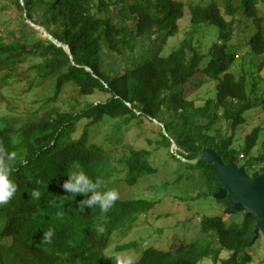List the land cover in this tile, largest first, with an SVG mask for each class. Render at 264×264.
Returning a JSON list of instances; mask_svg holds the SVG:
<instances>
[{
  "label": "trees",
  "instance_id": "16d2710c",
  "mask_svg": "<svg viewBox=\"0 0 264 264\" xmlns=\"http://www.w3.org/2000/svg\"><path fill=\"white\" fill-rule=\"evenodd\" d=\"M5 1L0 0L1 12ZM10 1L22 21L0 31V145L17 152L12 178L18 188L0 206V264H117L118 256L128 255L122 254L125 250L137 255L136 264H249L257 221L252 213L244 212L241 221L232 222L221 214L204 215L201 235L190 241L180 238L161 246L131 237L113 244L115 232L123 235L137 218L152 217L160 198H119L102 214L98 206L82 207L84 195L67 193L61 185L74 161L91 178H104L109 187L116 181L136 185L141 177L155 174L159 165L151 158L153 150L134 148L121 139L123 127L143 117L163 124L157 145L171 147L174 141L177 149L171 147L167 154L182 166L201 170L206 189L195 196H213L221 187L205 157L196 162L181 158L194 159L204 147L213 148L224 163L239 165L246 156L239 166L251 176L264 174V166L253 170L255 162L264 160L263 150L252 151L259 144L261 126L246 134L241 147L233 146L245 111L264 109V99L251 97L246 75L236 77L231 70L244 44L248 51L264 54V0ZM186 7L191 34L162 54L178 33ZM239 15L252 26L246 21L234 41ZM27 19L66 43L71 56L38 35ZM206 25L213 30L202 51L194 35ZM198 72L207 76L205 81L215 82L214 97L201 105L183 95L184 85L194 83ZM44 81L50 82L43 86L47 94L36 104L23 106L5 93L19 99ZM19 85L22 88L13 91ZM70 88L82 98L97 92L106 98L77 107L76 101L62 98ZM219 113L228 120V135L211 128ZM108 120L113 127L104 138L92 139L93 127ZM260 144L264 147V137ZM33 189L41 192L38 200L31 196ZM215 199L223 204L229 200ZM99 224H104L103 233L96 231ZM49 228L54 232L51 243L43 238ZM162 232L157 229L156 234Z\"/></svg>",
  "mask_w": 264,
  "mask_h": 264
},
{
  "label": "rangeland",
  "instance_id": "374dc122",
  "mask_svg": "<svg viewBox=\"0 0 264 264\" xmlns=\"http://www.w3.org/2000/svg\"><path fill=\"white\" fill-rule=\"evenodd\" d=\"M185 1L188 3L190 1L198 2L200 0ZM3 3L6 4L7 7L4 10L5 12L0 11V31L4 30V32H6V29L15 28L20 25L22 17L19 15L14 2L6 0ZM246 21L251 27L252 24L250 21L239 15L235 23L236 34H234V41L238 39L236 35L238 32H241V28H243V24ZM249 25L248 28H250ZM189 27L190 10L189 7H186L183 17L179 20L178 33L169 38L168 42L163 47L162 54H167L184 36L191 34L187 33ZM38 30V35L45 36L42 30L39 28ZM207 30H209L208 33L206 32ZM212 30V27L206 25L204 30L195 31L194 43L200 50H206V47L210 44ZM248 35L247 30L244 36L245 40L248 38ZM231 70L236 77L241 73L246 75L249 85L248 92L251 97L264 99V54H256L252 51H248L247 45L244 44L238 49L237 57ZM206 78L207 76L203 72L195 74L193 76L195 82H187L184 85L183 95L185 98L193 100L197 105H201L207 98L214 97L215 82L205 81ZM251 82H254V92L250 91ZM49 83V81L42 82L35 90L24 93L19 99H16L9 92L5 93L7 97L13 98L23 106L32 105L36 102V99L47 94L43 86L49 85ZM21 88L22 85H19L14 87L13 91L16 92V90H20ZM63 94V99L67 100L70 98L76 101L77 107H81L83 103L88 101L97 102L106 98V94L101 92L82 98L78 95L76 90L71 88L67 89ZM244 114L246 121L236 128L233 146L235 145L236 148L241 147L246 134L250 133L254 127L261 126L262 131L258 142L259 144H256L252 151L254 154H257L259 150H263L264 152V147L260 144L264 137V109L262 107H255L245 111ZM130 121L131 122L123 127L124 132L122 133L121 139L134 148L153 150L151 158L159 165V169L155 174L141 177L136 185L129 186L123 181H116L113 183V188H116L120 192V198L153 197L160 198V202L157 203L156 209L154 210L155 213L152 214V217L137 218L133 226L123 235L119 234L118 231L115 232V241L113 244L117 242V239L125 241L131 237L140 240L145 238L149 243L157 241L156 244H161V246H167V243H171L172 240L178 242L180 238H184L187 241L194 240L201 235L199 227L200 218L204 215L221 214L227 222L242 220L244 211L229 213L227 211L228 204L219 202L215 199L216 197L214 195L195 196L198 191L206 189V180L199 168L191 169L182 166L167 154V151L171 149V147H166L164 144L157 145L155 143V140L160 138L159 134L163 124L148 117H143L141 122L139 119H132ZM112 127L113 122L109 120L94 126L91 135L92 139L104 138L105 131ZM211 128L214 131L217 130L226 135L231 133L228 120L225 119L221 113H219V118L212 123ZM175 149H177V147L174 146V150ZM241 159V162L247 161L246 156H243ZM241 162L238 164L240 165ZM262 166H264V160L255 162L253 164V170H257ZM178 176H180V178ZM157 229H163V232L158 235L156 234ZM250 251L253 253V258L249 264H264V234L261 231L258 232L257 236L253 237ZM121 252L129 256H137L131 250ZM202 264L213 263L211 260H207Z\"/></svg>",
  "mask_w": 264,
  "mask_h": 264
},
{
  "label": "clouds",
  "instance_id": "9594fccd",
  "mask_svg": "<svg viewBox=\"0 0 264 264\" xmlns=\"http://www.w3.org/2000/svg\"><path fill=\"white\" fill-rule=\"evenodd\" d=\"M17 159L16 151H9L0 145V206L7 204L17 192L18 185L12 178ZM61 186L67 193L83 194L84 199L80 201V205L90 208L98 206L102 214L109 212L120 198V192L116 188L109 187L108 182L102 177L91 178L76 161L73 162L72 170L68 172V178ZM31 196L38 200L41 192L38 189H33ZM104 219L106 221L107 217L105 216ZM96 231L103 233L105 231L104 224H99ZM53 234L51 228L44 231V240L51 243ZM117 264H136V258L129 255L118 256Z\"/></svg>",
  "mask_w": 264,
  "mask_h": 264
},
{
  "label": "water",
  "instance_id": "95a60500",
  "mask_svg": "<svg viewBox=\"0 0 264 264\" xmlns=\"http://www.w3.org/2000/svg\"><path fill=\"white\" fill-rule=\"evenodd\" d=\"M20 1L23 3L22 0ZM27 20L32 26L42 30L45 36L61 45L71 56L69 46L66 43L53 37L43 26ZM163 132L166 133L164 128ZM174 146L175 142L172 141L171 147L174 148ZM201 157H205L213 164L215 174L221 182V187L214 196L217 198L228 196L227 211L229 213L244 211L246 215L254 214L257 218L254 229L255 236L258 235L259 231L264 234V174L251 176L242 166L232 161L224 163L218 153L210 147H204L194 159L181 158L189 162H196Z\"/></svg>",
  "mask_w": 264,
  "mask_h": 264
}]
</instances>
